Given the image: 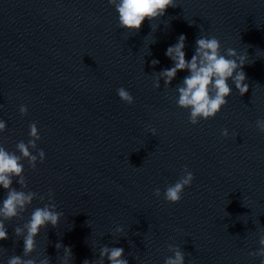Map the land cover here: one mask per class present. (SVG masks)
Wrapping results in <instances>:
<instances>
[{"label":"water","instance_id":"95a60500","mask_svg":"<svg viewBox=\"0 0 264 264\" xmlns=\"http://www.w3.org/2000/svg\"><path fill=\"white\" fill-rule=\"evenodd\" d=\"M181 33L186 58L201 36L217 37L228 58L246 57L248 92L240 95L229 78L228 103L197 124L176 104L188 70L169 84L159 76L173 65L165 52ZM121 86L134 103L121 100ZM258 118L264 0H177L137 31L119 27L109 0H0V119L7 122L0 145L23 165L9 189L0 187V204L10 190L32 194L17 215L0 217L8 232L0 264L14 256L34 264H110L105 247H122L129 264H166L177 249L185 264H262ZM32 122L41 136L28 145L35 161L17 147L34 139ZM185 166L195 178L178 203L167 202L163 191ZM45 206L61 214L58 223L42 226L26 253L27 222Z\"/></svg>","mask_w":264,"mask_h":264},{"label":"clouds","instance_id":"9594fccd","mask_svg":"<svg viewBox=\"0 0 264 264\" xmlns=\"http://www.w3.org/2000/svg\"><path fill=\"white\" fill-rule=\"evenodd\" d=\"M118 13V24L120 28L137 31L141 28L146 19L153 21L166 13L168 7H175L177 0H109ZM186 35L181 33L175 44L169 45L165 54L173 61V65L164 68L159 73L164 78L165 84H169L175 78L179 70L187 69L189 74L183 79V84L177 91L176 104L181 108H186L189 112V121L197 124L200 119L207 120L214 118L222 108L228 103V97L232 93L228 80L232 79L235 87L239 90L240 95H244L249 90L247 74L244 71L246 57L240 56L238 59L228 58L219 52L220 42L215 36H201L196 40L195 53L186 58L185 48ZM230 54H235L234 49H229ZM153 64L159 63L153 60ZM159 86L157 80L156 87ZM117 94L121 100L128 104L134 103V96L125 87L117 89ZM19 111L22 114L28 112L27 105H20ZM257 129L264 132V118H258L255 121ZM7 122L0 119V131L5 130ZM155 135L157 129L151 128ZM225 137L229 136L227 128L221 130ZM30 139L26 144L20 141L17 144L18 149L24 156H30L32 161L37 156L31 155L28 145L35 146L36 140L40 139V132L36 122L29 125ZM39 158L43 161L46 153L43 149L39 151ZM185 175L174 183L168 185L163 191L164 200L170 203H178L182 199L183 192L187 186H190L194 180V173L187 170ZM23 171V165L19 162V157L10 153L0 145V187L9 189L11 186V175H19ZM160 189H154L156 194ZM31 193L10 190L6 198L0 204V217H12L18 214V209H23L26 203H30ZM60 213L50 210L48 206L43 208L37 207L31 213V218L27 222V235L24 237V251L27 253L34 248V237L38 234L40 228L47 222L53 225L58 223ZM17 233L21 232L20 228L16 229ZM8 232L3 219H0V240L6 239ZM260 243L264 245V238ZM260 254L264 255V248H261ZM66 252H71L70 246H66ZM124 249L122 247H105L101 255L107 254L110 264H129L127 259L123 258ZM9 264H34L32 260L23 261L20 256H14L9 260ZM47 264V262H45ZM84 264H89L87 260ZM166 264H185L183 252L176 250L174 256L166 260ZM264 264V262H262Z\"/></svg>","mask_w":264,"mask_h":264}]
</instances>
